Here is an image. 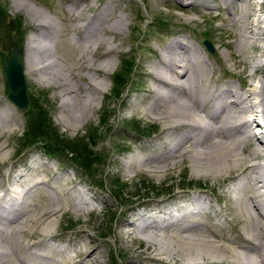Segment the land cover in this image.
Instances as JSON below:
<instances>
[{"label":"rangeland","instance_id":"1","mask_svg":"<svg viewBox=\"0 0 264 264\" xmlns=\"http://www.w3.org/2000/svg\"><path fill=\"white\" fill-rule=\"evenodd\" d=\"M223 1L0 0V202L3 193L7 197L11 189L23 191V181L32 178L30 184L37 181L41 184L31 191V197L27 198L29 205L43 209L52 205L51 198L62 194L88 204L77 209L68 203L53 214L43 215L33 233L23 238L31 252L45 239L38 237L51 231L55 236L45 242L67 248L65 259H74L77 249L85 254L91 246L97 251V262L88 264H126L125 255L129 253L135 255L133 261L138 264H164L170 260L179 264L182 263L179 260L194 256L196 251L184 246L183 251L169 257L168 251H162L175 244L171 237L174 234L169 232V236H160L163 246L157 251L159 254L149 258L144 253L154 251L153 247L122 221H135L137 215L149 216V220L177 216L200 200L206 208L199 215V223L207 239L218 245H228V237L235 238L237 244L243 243L247 230L239 220L241 215L230 191L235 183L236 167L215 175L191 162L190 155L173 158L175 149H171L167 139L166 118L158 115L165 109L147 111L155 101L150 92L156 86L146 73L172 41H182L194 48L200 59L213 69L209 78L212 85L241 88L245 65H234L240 58L232 47L233 28L226 22L237 12V5L228 3L224 7ZM245 1L261 11L246 21L264 32V0ZM248 8L251 11L252 6ZM101 16L105 17L104 25L93 45V62L108 47L115 48L105 60L107 71L88 74L78 69L80 61H76V56L81 51L78 43L84 35L85 20L93 18L96 22ZM38 19L53 28L48 27L49 38L41 43V56L54 63L46 72L52 79L43 82L37 73H29L23 66L29 104L20 109L9 99L3 67L13 51H19L23 60L31 54L28 46L31 38L36 41L38 31L34 25ZM105 24L115 31L107 29ZM262 34L255 47L248 49V64L264 54ZM98 43L101 48L96 49ZM129 70V74L123 75L124 85L117 83L116 76ZM96 75L102 81L103 91L97 94V99L96 95L93 97L96 108L91 113L83 107L82 96L88 90L86 81ZM252 75L257 87L264 86V66ZM60 76L76 92L61 94L54 82ZM67 99L71 104L62 111L61 103ZM263 126L262 119H258V126L252 127L253 133L258 136L264 133ZM28 132H36L45 138L44 142L40 140L24 147ZM78 142L85 143L87 152L91 153L90 169H84L72 157L70 151L77 149ZM251 143L255 144L253 138ZM19 174L25 175L22 182L18 180ZM119 231L126 234L123 242L117 239ZM0 238L3 241V236ZM9 238L4 241L17 240L19 236L13 234ZM218 249L207 248L203 253L218 258L222 264L233 262L228 253ZM54 258L59 260L60 254Z\"/></svg>","mask_w":264,"mask_h":264},{"label":"bare ground","instance_id":"2","mask_svg":"<svg viewBox=\"0 0 264 264\" xmlns=\"http://www.w3.org/2000/svg\"><path fill=\"white\" fill-rule=\"evenodd\" d=\"M228 3L237 5V12L227 18L226 22L233 28V33L230 34L234 40L232 47L237 53V57L240 58V62L236 60L234 65L238 66V63L245 65L242 70L243 84L240 85L241 88L232 85L222 87L221 85H212L209 78L213 69L200 59L194 48L182 41H172L159 55L157 64L151 67L150 72L146 73L156 86L153 91H149L154 95L155 101L148 106L147 111H160V107L165 109L158 115H164L166 118L167 139L170 141L171 149H175L174 152L172 151L173 158L190 155L188 159L191 162L215 175L224 169L230 170L236 167L237 170L234 171L236 176L233 180L235 183L230 191L233 193V201L241 215L239 220L243 221L246 226L247 233L245 234L247 236L241 238L243 240L241 244H237L235 238L228 237V245H218L207 239L208 237L203 231L204 228L200 227L202 224L199 223V215L206 208L201 200L191 209L183 210L177 216L171 214L168 218L149 220L151 218L149 216L137 215L136 222L127 221L125 223L122 221L125 227L133 228L137 236L141 237L148 246L153 247L154 251L144 253L149 255V258L156 257L155 255L159 254L157 251L162 249L163 237L160 238V236H169L172 233L174 234V237L171 236L172 241L175 244L170 243L171 247H166L170 249L162 250L168 251L169 257L170 254L174 255L183 251L184 246L188 247L187 249L190 251H196L194 256L179 260L182 261L179 264H222L221 260H217L218 258L211 255L206 256L203 253L207 248H213L215 251L220 248L222 252L228 253L229 258L233 261L228 264H264V133L258 136L252 130L254 125L258 126V119H262L264 122V86L257 87L252 75L253 71L264 66L262 62L264 54L260 55L261 58H257L255 62L248 64V49L255 47L258 43L262 28L246 21L252 16L260 15L261 11L255 9V5L250 1L224 0V7H227ZM248 5L252 6L251 11H249ZM104 18L101 16L97 18L96 22L93 21V18H88L84 22V35L81 37V42L78 43L81 51L79 56H76V61H80L78 69H82L88 74H100L107 71L106 65H104L105 60L115 48L106 47L105 52L100 56L97 55L96 61L93 62L95 51L92 49L97 36H99L97 35L98 31L103 28ZM114 18L116 21L119 20L116 16ZM34 26L38 32L36 41H33L32 38L29 41L28 47L31 54L24 60L19 53V55L13 54L11 61H18L22 67H27L28 72L37 73L40 76L39 80L47 82L49 79L51 81L52 78L47 77L46 72L48 67L54 63H51V59L46 60V57L41 56L43 53L41 52L43 47L41 43L44 38H49L46 32L49 26L39 19L35 21ZM105 26L110 31H115L111 30L107 24ZM263 35L264 32L262 37ZM99 48L101 46L98 43L96 49ZM232 54L230 53L231 57ZM83 56H85L84 59ZM233 57L237 59L235 56ZM79 77L84 76L79 75ZM97 77V75L89 77L90 79L86 81L88 90L82 96L84 97L82 99L83 107L91 113L96 108L97 94H101L103 91L100 86L102 81H98ZM54 82L60 88L61 94H69L77 90H74L70 85L67 86L62 76L54 79ZM94 96L95 98H93ZM258 96L261 99L258 100ZM70 104V100H63L60 106L62 111ZM85 111L87 112V110ZM252 138L255 144L251 143ZM17 177L22 182L21 179L25 175L19 174ZM31 181L32 178L23 181L22 186H25L23 191L11 189L7 192L9 196L6 197L5 193L1 195L0 237L3 236V241L0 238V264L96 263L97 251L91 246L87 247L85 254L80 249L76 250L77 261L75 258V261L73 258L72 260L65 259L67 258V248L54 247L45 242V239L55 236L51 231H45L38 237L42 236L41 238L45 239L35 245L36 250L33 252L30 251L31 247L23 243V238L28 237L29 232L33 233L35 224L40 221L43 215L53 214L67 206L68 203L77 209H84L83 206L87 204L83 202V205L77 197L72 198L68 197V194H62L55 199L51 198L52 205H47L43 209L40 206L29 205L27 198L31 197V191L35 186L41 184V181L30 184ZM65 196L68 199H65ZM3 214H13V216L11 219H5L2 217ZM13 234L18 235L20 239L4 241V238H9ZM117 235V239L121 242L126 238L123 231L117 232ZM213 235L221 239L217 234ZM232 244L237 245L234 247ZM196 247H199L202 252H199ZM214 253L217 254V252ZM56 254H60L59 260L54 258ZM134 256L130 253L126 254V264H138L133 261ZM173 263L175 261L170 260L164 264Z\"/></svg>","mask_w":264,"mask_h":264},{"label":"water","instance_id":"3","mask_svg":"<svg viewBox=\"0 0 264 264\" xmlns=\"http://www.w3.org/2000/svg\"><path fill=\"white\" fill-rule=\"evenodd\" d=\"M206 45L210 48L208 43ZM18 53L19 51L11 53L9 59L4 64L3 73L9 91V99L18 108L25 109L29 104V98L23 67L18 61H11L13 54L19 55Z\"/></svg>","mask_w":264,"mask_h":264},{"label":"trees","instance_id":"4","mask_svg":"<svg viewBox=\"0 0 264 264\" xmlns=\"http://www.w3.org/2000/svg\"><path fill=\"white\" fill-rule=\"evenodd\" d=\"M129 73H130V70L126 74L116 76L117 83L124 85L125 82H123L124 81L123 75H127ZM117 95H119V93H117ZM46 133L52 134L53 132L46 131ZM26 135H27L26 143H24V147H26L27 144L30 145L31 143L40 142V140L41 141L43 140L42 142H44V139H45V138H42L39 134H36V132H30V133L28 132ZM53 139L55 138L53 137ZM77 145H78L77 149H73L70 151L72 154V157L74 158V161L78 163L81 167H84V169H90V166L92 165V163L91 161H89V156L91 153L87 152L85 143L82 144L81 142L80 143L78 142ZM47 151L49 153L50 149L47 148Z\"/></svg>","mask_w":264,"mask_h":264}]
</instances>
